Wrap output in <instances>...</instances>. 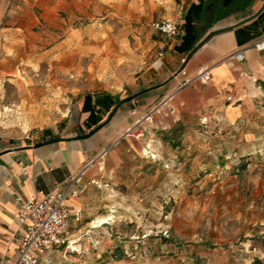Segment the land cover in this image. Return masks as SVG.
Listing matches in <instances>:
<instances>
[{
	"label": "crops",
	"instance_id": "0c3cea01",
	"mask_svg": "<svg viewBox=\"0 0 264 264\" xmlns=\"http://www.w3.org/2000/svg\"><path fill=\"white\" fill-rule=\"evenodd\" d=\"M209 1V8L206 0L153 2L146 21L151 27L146 35L147 66L124 89L86 94L77 103V118L66 116L23 143L0 148V264L17 259L22 234L16 217L19 199L66 190L83 171L76 184L81 195L69 201L73 210L83 211L80 222L71 221L73 239L101 223L112 226L106 220L117 227L116 220H123L115 216L117 207H130L127 202L137 205L142 192L152 193L148 165L175 160L178 172H186L183 163L190 162L198 148L204 156L213 150L224 160L232 155L244 160L259 153L264 146V52L254 44L264 38V0H233L227 7ZM200 5L201 10L192 9ZM188 15L193 18L190 29L185 26ZM201 16L205 22L197 27ZM161 20L178 24L180 35L167 38L154 30L153 23ZM242 49L245 60L240 62L232 56ZM183 69L186 76L180 73ZM203 70L210 71L208 82L178 90ZM88 95L109 100L111 107L101 109L99 124L109 120L91 137L80 139L94 129L86 126L89 115L82 113ZM155 108L153 123H143L134 131L143 132V137L127 135ZM92 179L111 188L97 189L89 185ZM139 205L148 206L145 198ZM97 234L98 247L90 249V239L85 238L76 244L78 254L65 248L53 250L41 258V264H253L251 258L261 259L242 249L197 252L164 240L158 243L157 258L133 260L122 244V234Z\"/></svg>",
	"mask_w": 264,
	"mask_h": 264
},
{
	"label": "rangeland",
	"instance_id": "374dc122",
	"mask_svg": "<svg viewBox=\"0 0 264 264\" xmlns=\"http://www.w3.org/2000/svg\"><path fill=\"white\" fill-rule=\"evenodd\" d=\"M153 2L159 0H0V148L77 118L86 94L124 89L147 66ZM199 20L197 27L205 22ZM202 152L183 163L186 172L175 160L148 165L152 193L138 191L148 206L138 198L117 207V227L106 220L112 226L86 230L76 244L89 238L96 248L98 231L119 233L133 260L152 261L158 243L174 240L197 252L242 249L264 264V146L244 160Z\"/></svg>",
	"mask_w": 264,
	"mask_h": 264
},
{
	"label": "built area",
	"instance_id": "2783aa9c",
	"mask_svg": "<svg viewBox=\"0 0 264 264\" xmlns=\"http://www.w3.org/2000/svg\"><path fill=\"white\" fill-rule=\"evenodd\" d=\"M153 29L160 32L167 38H175L180 35V27L173 21L161 20L153 23ZM254 48L259 52H264V38L254 44ZM245 49L239 50L232 57L237 61L245 60ZM183 76L187 73L185 69L180 72ZM209 70L198 72L193 78L186 79L178 90L193 84L194 82L206 83L210 80ZM172 97L169 98V100ZM158 108L151 110L142 120L137 122L136 127L130 129L127 135H134L136 138L144 136L143 132L134 133L143 123H153L154 116ZM156 160V156H152ZM79 177L72 180L68 189L56 191L49 194L40 193L32 200L19 199L20 207L17 220L22 225V234L17 241V259L15 262L7 264H41V258L50 251L65 248L72 251L76 249V241L71 236V221L82 220L83 211L73 210L69 206L71 199H76L81 195V190L76 188ZM89 185L97 189L111 188L109 183H104L98 179L89 181Z\"/></svg>",
	"mask_w": 264,
	"mask_h": 264
},
{
	"label": "trees",
	"instance_id": "16d2710c",
	"mask_svg": "<svg viewBox=\"0 0 264 264\" xmlns=\"http://www.w3.org/2000/svg\"><path fill=\"white\" fill-rule=\"evenodd\" d=\"M192 9L201 10V5L195 7L193 6ZM192 23H193V18L190 17V15H188L185 23L187 29H190L192 27ZM109 107H111L109 100L102 102L101 100L94 98V96L92 95H88L84 98V106L82 109V113L89 115L85 123L89 129H91L92 127H94V129H92L89 133L81 134L79 136L80 139H86L91 137L97 131H99L108 124L109 119L102 124L99 123L101 120L100 117L101 109H108Z\"/></svg>",
	"mask_w": 264,
	"mask_h": 264
},
{
	"label": "flooded vegetation",
	"instance_id": "af4514ba",
	"mask_svg": "<svg viewBox=\"0 0 264 264\" xmlns=\"http://www.w3.org/2000/svg\"><path fill=\"white\" fill-rule=\"evenodd\" d=\"M228 0H218V3L224 6L225 3H227Z\"/></svg>",
	"mask_w": 264,
	"mask_h": 264
},
{
	"label": "water",
	"instance_id": "95a60500",
	"mask_svg": "<svg viewBox=\"0 0 264 264\" xmlns=\"http://www.w3.org/2000/svg\"><path fill=\"white\" fill-rule=\"evenodd\" d=\"M233 0H228L227 3L224 4V7H227L229 4H231Z\"/></svg>",
	"mask_w": 264,
	"mask_h": 264
}]
</instances>
